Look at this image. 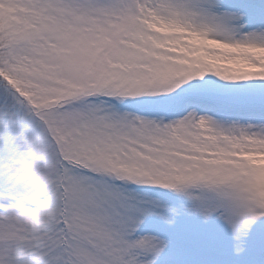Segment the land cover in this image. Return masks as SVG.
Returning a JSON list of instances; mask_svg holds the SVG:
<instances>
[{
  "label": "snow or ice",
  "instance_id": "snow-or-ice-1",
  "mask_svg": "<svg viewBox=\"0 0 264 264\" xmlns=\"http://www.w3.org/2000/svg\"><path fill=\"white\" fill-rule=\"evenodd\" d=\"M0 264H264V0H0Z\"/></svg>",
  "mask_w": 264,
  "mask_h": 264
}]
</instances>
